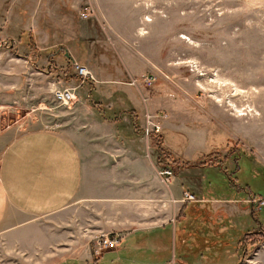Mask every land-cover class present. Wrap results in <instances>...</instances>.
Segmentation results:
<instances>
[{"label": "crops", "instance_id": "0c3cea01", "mask_svg": "<svg viewBox=\"0 0 264 264\" xmlns=\"http://www.w3.org/2000/svg\"><path fill=\"white\" fill-rule=\"evenodd\" d=\"M57 1L71 13L83 0ZM54 55L50 70L58 67ZM116 66L110 72L94 70L97 82L88 94L92 103L79 100L67 106L60 130H21L19 119L0 126V264H99L105 253L115 255V262L118 255H129V264H198L206 254H217L216 260L208 258L209 264H264V241L252 250L244 239L258 229L251 221L260 223L256 214L264 206L252 199L264 194L241 196L231 187L236 177L224 178L227 171L217 189L211 185L204 192L197 182L203 168L220 167L195 162L199 147L225 129L224 120L213 106L188 109V93L168 83L152 96L160 101L151 104L142 89L144 74L135 77L142 65L122 58ZM70 83L77 85L74 79ZM10 94L0 87V108L10 107L0 109L5 114L16 109ZM174 112L184 121L169 120ZM156 113L163 115L158 118L160 145L167 160L178 164L169 183L159 174L154 142L142 132L145 115ZM261 169L252 173L264 180ZM183 191L196 198L189 203L208 209L212 235L223 240L200 248L193 236L182 238ZM108 236L117 237L116 245L97 250L96 240Z\"/></svg>", "mask_w": 264, "mask_h": 264}, {"label": "rangeland", "instance_id": "374dc122", "mask_svg": "<svg viewBox=\"0 0 264 264\" xmlns=\"http://www.w3.org/2000/svg\"><path fill=\"white\" fill-rule=\"evenodd\" d=\"M89 5L94 12L82 19L78 10ZM78 7L70 13L57 0H0V87L12 93L9 102L16 104L7 114L0 112V126L19 119L21 130H60L68 107L54 97L55 88L75 86L73 105L79 100L91 104L86 94L95 89L94 70L115 71L120 59L135 58L143 68L136 78L156 76L152 85L142 87L151 104L160 101L152 96L168 83L188 93L192 106L188 109L193 104L213 106L224 120L225 129H218L215 138L198 149L197 166H220L202 169L203 177L197 178L201 189L219 188L227 171L224 178L236 177L231 186L235 192L248 198L263 196V176L256 178L253 173L254 168L264 169V0H96L94 4L83 0ZM183 34L189 41L180 37ZM53 49L58 67L50 70ZM72 61L96 79L77 84L83 79L75 75ZM60 68L64 69L60 72ZM73 79L77 85L68 84ZM183 118L174 112L169 120L183 122ZM176 143L172 140L174 149ZM256 215L260 223L251 222L264 228V206ZM263 241L264 237L259 239ZM206 255L198 264L217 258ZM128 256L118 255L115 262V255L105 253L99 264H129Z\"/></svg>", "mask_w": 264, "mask_h": 264}, {"label": "trees", "instance_id": "16d2710c", "mask_svg": "<svg viewBox=\"0 0 264 264\" xmlns=\"http://www.w3.org/2000/svg\"><path fill=\"white\" fill-rule=\"evenodd\" d=\"M29 44L31 45L33 52L36 53V50L34 49V43L31 36L28 37ZM57 49H61L60 47ZM56 50L53 49L51 52L49 51V59L53 57ZM149 137L152 139V141L155 144V147L158 151V163L160 167H165L169 165L173 172L176 170L178 164L176 161H168L167 158V152L165 149L161 147V136L158 133H150ZM214 154H218V152H215ZM165 162H163V160ZM167 160V161H166ZM208 165V164H206ZM209 211L206 207H200L199 205H196L195 203H189L188 201L184 202L183 207L181 208L178 220L182 219V223L186 227V231L184 230L183 233V239L187 240L189 236H193V240L195 241V244L202 248L206 245H213L216 244L218 241L223 240V236L221 235H212V219L209 216ZM181 221V220H180ZM259 230V231H258ZM258 230H252L248 231L245 234V241L250 245V248L252 250L256 249L258 246L259 239L260 241L264 237V228H258ZM249 237V238H248ZM254 237V238H253ZM182 247L185 248V244L182 245ZM181 248V247H180ZM178 251V248L176 249V252Z\"/></svg>", "mask_w": 264, "mask_h": 264}, {"label": "built area", "instance_id": "2783aa9c", "mask_svg": "<svg viewBox=\"0 0 264 264\" xmlns=\"http://www.w3.org/2000/svg\"><path fill=\"white\" fill-rule=\"evenodd\" d=\"M93 12L92 8L86 7L84 10L80 11V16L83 18L88 17ZM71 67L73 68V71L77 77H80L85 80L94 81V76L90 70H88L83 65L78 64L75 61L70 62ZM64 74L67 75V72L64 71ZM156 81V76L152 73L145 74L141 76V82L145 85H152ZM76 87H60L54 89V97L60 102L61 105L69 106L71 103L75 102L77 99L76 95ZM88 95V94H87ZM89 96V95H88ZM162 113H156L154 115L152 114H146L145 115V125L142 127V132L145 135H149L150 133H159L161 131V124L158 120V118L162 117ZM159 174L161 175L162 179L169 183L171 181V178L174 174L172 168L167 165L165 167L159 168ZM196 198L192 193H189L188 191H183L182 193V200L183 201H193ZM253 201H257L258 205L264 204V199L260 198L257 200L252 199ZM117 237L116 236H108L103 237L96 240V249L101 250L104 248H110L116 245L117 243Z\"/></svg>", "mask_w": 264, "mask_h": 264}, {"label": "bare ground", "instance_id": "6f19581e", "mask_svg": "<svg viewBox=\"0 0 264 264\" xmlns=\"http://www.w3.org/2000/svg\"><path fill=\"white\" fill-rule=\"evenodd\" d=\"M146 20H150L148 17H146ZM181 38L187 39L189 41V38L186 37L184 34L180 36ZM191 42V41H190ZM242 113V112H241Z\"/></svg>", "mask_w": 264, "mask_h": 264}, {"label": "flooded vegetation", "instance_id": "af4514ba", "mask_svg": "<svg viewBox=\"0 0 264 264\" xmlns=\"http://www.w3.org/2000/svg\"><path fill=\"white\" fill-rule=\"evenodd\" d=\"M257 230H258V229H257ZM258 231H259V230H258ZM258 245H259V244H258ZM257 247H258V246H257ZM257 247H256V248H257Z\"/></svg>", "mask_w": 264, "mask_h": 264}]
</instances>
